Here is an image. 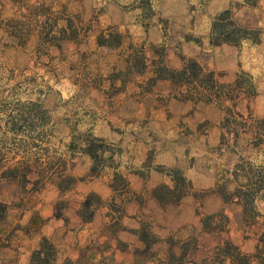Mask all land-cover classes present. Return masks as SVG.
Returning a JSON list of instances; mask_svg holds the SVG:
<instances>
[{"label":"rangeland","instance_id":"rangeland-1","mask_svg":"<svg viewBox=\"0 0 264 264\" xmlns=\"http://www.w3.org/2000/svg\"><path fill=\"white\" fill-rule=\"evenodd\" d=\"M136 2L145 24L123 32L135 17L125 10ZM259 2L250 12L241 4L228 8L240 24L261 29L257 44L217 47L209 29L206 44L187 56L174 40L173 20L165 24L169 35L161 32L166 43L152 42L158 31L149 30L165 21L152 0H0V203L8 206L0 217V264H19L23 255L33 264L44 237L32 228L35 217L41 225L52 219L53 233L66 235L56 243L44 237L53 246L47 264H71L76 254L80 264H122L114 247L128 248L133 264H156L169 253L183 254L185 264H218L226 243L251 264H264ZM184 59L213 72L232 99L220 92L217 101L186 100L185 86L151 81L158 68L179 69ZM237 79L241 91H232ZM167 148L184 155L185 167L209 173L213 186L195 189L181 168L155 164ZM12 168L27 180L3 174ZM135 173L139 190L128 180ZM164 173L171 183L151 187ZM171 174L176 189L169 193L162 186L174 187ZM93 182L107 191H90ZM92 248L100 252L97 263L86 258Z\"/></svg>","mask_w":264,"mask_h":264},{"label":"crops","instance_id":"crops-1","mask_svg":"<svg viewBox=\"0 0 264 264\" xmlns=\"http://www.w3.org/2000/svg\"><path fill=\"white\" fill-rule=\"evenodd\" d=\"M134 0H131V3ZM155 1L157 5V12L159 11V16H161L162 19H165V21H162L161 23H157L155 26V29H150L149 32L158 31L157 36L153 39L152 42H158L165 44L167 39H169L165 34L161 33L162 31H165V33H169L168 30L165 29V24L172 22V27L175 30V38L174 40L177 42V46L179 45L180 48L183 49V52L187 56H195L198 53V50H200V45L206 44L207 42V36L209 33V29L211 27V18L214 17L216 14L220 13L223 10H226L228 8L234 7L236 4H241L244 6V9L246 11H255L256 8H250L245 5V0H208L206 3V10H203L204 7H202L203 2L205 0H152V4ZM194 9L191 10L190 7H193ZM135 7V8H134ZM261 9H264V0H261L259 2V5L257 6ZM234 9V8H233ZM131 10V11H130ZM133 10V11H132ZM126 12L124 13L126 16H133L132 14H135L133 19H130V21H126V23L123 24V32H126L127 30H130V32H137L143 27L145 24L144 19V11L142 6L138 5V2L135 3V5L132 3L129 8H126ZM123 13V12H121ZM168 20V21H167ZM170 24V25H171ZM164 25V27H162ZM154 28V27H153ZM178 30V32H176ZM167 33V34H168ZM169 35V34H168ZM191 36V38L186 39L185 36ZM194 38H200V43L194 42ZM157 39V41H155ZM261 40H264V34L261 37ZM248 41V40H246ZM225 46V45H224ZM227 46V45H226ZM218 47V46H217ZM229 47V46H228ZM174 61V60H173ZM176 62V60H175ZM178 64V63H177ZM150 77H155L154 74L150 75ZM185 157L184 155L181 157H175L169 149L163 150L161 153L157 154L155 157V164L167 166V167H179L183 171V176L187 178V180L191 181L192 186L197 188H207L209 186H213L214 179L209 176V173L203 171V172H195L194 169H191L189 166L185 167ZM156 177V176H155ZM168 176L164 173L162 175H157L155 180H153V183H151V187L157 186L160 183L168 184L171 183L170 178L168 177V181L166 180ZM128 180L131 183V187L133 190H139L141 186L143 185V182L141 181L139 174H129ZM90 191H94L97 193H100L102 190L103 192L107 191V185L102 184L100 182H93L90 184ZM99 187H101L99 189ZM102 197L106 198L107 195H102ZM138 209V205L136 206ZM38 219L37 224H34L35 220ZM98 219L95 218L96 222ZM93 222V223H94ZM182 223V219L179 222ZM31 224H33L32 228L39 230L40 236L47 237L48 239H52L53 242H58L57 240H62L66 237L64 235V232L57 233V236L55 233H53V225L54 221L52 219H49L47 222L41 225L39 218H32ZM90 224V223H89ZM135 227L131 226L130 228ZM127 233V231L125 232ZM106 234V233H105ZM104 234L103 241L106 240V235ZM106 247V244L103 246V248ZM114 256L117 258L118 262L122 264H133L134 259L136 258L128 248H125L124 250L116 249L115 247L112 249ZM23 259L19 262V264H26L29 262L28 255L22 257ZM79 255H72L71 256V264H80L79 263ZM86 258H89L90 262L97 263L100 258V252L96 249L92 248L89 252H87ZM1 260V258H0Z\"/></svg>","mask_w":264,"mask_h":264},{"label":"trees","instance_id":"trees-1","mask_svg":"<svg viewBox=\"0 0 264 264\" xmlns=\"http://www.w3.org/2000/svg\"><path fill=\"white\" fill-rule=\"evenodd\" d=\"M258 0H245V3L248 7H255L257 5ZM261 29L256 27H250L247 25H242L237 22L232 16L231 9L224 10L218 13L212 20L211 28H210V44L214 46H218L221 44H227L232 46H238L243 40H250L253 43L257 44L260 40ZM157 79H163L169 81L173 86H185L187 88L186 91V100H197L204 102L217 101L220 98V92H226L229 100L232 97L227 93V91H220L217 87V82L215 80V74L213 72H206L202 69L198 62L193 59H184L183 64L179 69H169L167 67H163L161 69H157L156 77L151 79L154 82ZM233 90L241 91V87L238 79L234 82ZM248 92L252 95L254 92V87L252 84L247 88ZM246 90V92H247ZM245 92V91H242ZM224 96L225 93H224ZM85 152L94 158V150L89 145ZM15 168L8 169L3 174L10 176L11 179L17 180L19 177L15 175ZM172 177V181L174 183L173 188H169L167 186H162V188L172 193L174 189H176V179L173 174L170 175ZM23 180H27L26 176L23 175L21 177ZM19 178V179H21ZM71 178L67 177L66 180L69 181ZM184 179H180L181 181ZM61 182V181H60ZM59 188L61 185L59 183ZM248 188L249 180L244 185ZM156 198V195H155ZM158 198V196H157ZM264 199V196L262 197ZM88 206L87 200L84 201L83 207ZM8 206L6 204L0 203V217L6 213ZM144 236V235H143ZM141 235V241L145 244L147 243ZM220 251V257L222 256L218 264H223L225 261H228L229 264H251L249 257L245 255H241L239 249L236 246H233L229 243H226L225 246ZM53 254V246L46 239L42 238L41 243L39 244V248L32 253L31 262L33 264H47L49 258ZM183 254L174 255L173 253H169L166 260L158 261L156 264H185L182 262Z\"/></svg>","mask_w":264,"mask_h":264}]
</instances>
